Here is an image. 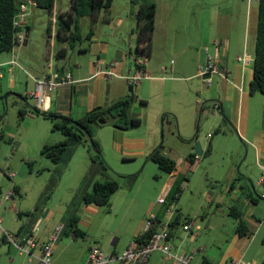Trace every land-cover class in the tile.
<instances>
[{
    "label": "crops",
    "instance_id": "crops-1",
    "mask_svg": "<svg viewBox=\"0 0 264 264\" xmlns=\"http://www.w3.org/2000/svg\"><path fill=\"white\" fill-rule=\"evenodd\" d=\"M258 6L259 2H252L250 0L187 1V7L189 9L192 8L191 16L193 23L199 29L200 35L176 49L175 54H177L176 56L179 60L175 62L172 59L169 64H167L168 62L166 60H162L154 64V55L156 53V47L158 46L156 43H160L157 42L162 38L159 35L165 32V30H161L158 34L157 32L154 33L150 59L143 55L138 56V59L148 60L144 66L147 79L143 80L150 81L153 92L156 90L157 84L159 86L164 85V83H182L187 85L190 81H197L198 77H200L199 71L201 68L206 67L208 58H212L215 61L220 71L218 74H213L212 77L215 78L214 80L212 79L211 86H206V83L203 81L207 91H204L203 95L195 93L197 95H195L194 104L198 112L197 105L200 104V100H206L220 112L219 117H216L215 121L218 120L220 122L221 125L219 128L224 133L225 141L227 143H233V146L229 147L220 137L214 138L211 133L207 135V140L198 138L197 142L201 145L202 156L206 155L209 146L212 150L211 153L215 149L223 146L224 150L233 157H236L237 160L230 167L224 166L221 169L223 175H220V177L213 176L216 180H223L226 186L224 191L220 192V196L212 189L205 190L203 195L209 198L211 204L217 205V211L223 209L221 208L222 206L230 205L232 202L241 204L245 210L242 212L243 219L252 235L250 237H240L236 231L235 236L228 242L227 249L222 252L219 260L216 261L212 259L208 246L202 244V248L198 247L200 242L197 244V242H194V239L187 240L183 235V232H185L186 234L191 233L192 236H202L200 219L204 220L205 218L200 216V214L203 206L200 204L195 210L190 207L185 208L180 205L181 199L175 204L176 206H171L168 203L167 205H160L158 203L159 198H167L171 188H176L180 184L179 177L181 174L179 173V169L183 165H190L187 160L189 155L194 154L196 156L194 165L190 166L196 169L199 166L201 156L199 157L194 151L197 142H190L196 133L190 129L179 137L184 142L185 147L178 159L179 163L176 164V170L172 174H169L168 178H164L158 175V173L155 174L157 179L159 178L160 180L157 184L151 186L148 201L140 202V199H144L142 185L148 183L145 177L142 178L141 182L138 181L133 188H122L113 196L112 215L116 216L122 207L123 216L133 221V212L138 211L136 221L134 222L135 225L130 235H126L122 228L132 225L129 220H121L115 232H112V228L105 224L107 217L102 221L101 226H96L101 210L94 205H82L81 196L74 202L73 207L69 209L66 207V211L62 212L63 218L58 223L49 220L50 217L56 219L58 215L51 214L47 216V213L44 214L43 211L36 212L35 210V217H23L21 210H24V201L19 203L15 199V196L17 194L19 195L20 186L12 181L14 177L10 180L13 184L12 189L0 195V218H2L3 227L7 232L13 234L20 242H23L27 238H34L35 246L30 250V254L27 255L21 252L19 253L13 245L3 241L0 245V255H3L7 259L6 264H39L42 250L55 227L60 224H66L67 217L73 214H76L79 218L78 227L86 233L85 239L78 240L71 233L66 235L64 232L56 248H54L53 264H86L89 250L93 246L91 245L92 240L101 242L100 248L106 254L121 255L129 248L135 238L144 233L145 222L150 214L156 215V223L159 226H171V224H174L171 231V244L174 247V252L177 254L194 255L192 264H233L234 261L260 264L264 260V244H262L264 237V192L262 193L258 190V188H264L259 182L264 171V93H258L253 96L249 93L250 83L253 79V65L255 60ZM35 9L37 8L31 9L30 17L34 15ZM122 16L123 14L113 11V8H111L110 13H105L104 18L98 22V44L95 45L96 48L92 49L94 45L92 43L91 48L86 47L81 49L82 51L89 52L90 57L87 62L76 60L73 66L70 63H64L66 61L67 51L65 45L62 47L61 50L66 51L62 52L65 57L61 58L62 62L54 64V68L61 75L70 73L75 83L70 86H65L58 92L52 94L43 108H39L34 100V107L44 112L51 111L78 120L94 108L107 107L119 99L129 97L131 92L128 91V86L132 88V93L136 91L139 96L144 98L146 93H144V85H142V82L139 85L131 86L125 79V77L134 74L137 70L136 57L133 56V64L128 62L127 57L129 54H132V51L131 49H125L128 47L126 45L127 38H130L129 47L131 48L130 43H133V41H135L136 47V36L134 33L135 21L127 24L130 27L126 29ZM158 17H160V9L158 11ZM56 19L54 18V23ZM54 26L51 30V36H49V43L52 48L55 46L54 39H57V29ZM27 27H29V21L27 22ZM105 31L110 33L106 35ZM94 37L95 32L93 31L91 40ZM29 38L30 32L28 34L27 45L16 49L10 55L0 54V63H8L15 57H18L20 60V52L23 55L30 45ZM70 47L71 45L69 44ZM170 48L174 47H170L165 43L164 49L169 50ZM191 49H194L197 53L196 58L191 61V64L188 61L180 62L182 57H186L191 52ZM96 54H98L97 58H95ZM50 56L51 54L46 57L52 62ZM240 58L245 60L241 61L239 60ZM24 59L30 66L31 58L24 57ZM41 64L40 72L31 75L34 78L41 77L46 65ZM196 64H198L197 68ZM111 69L118 77L107 80L101 73ZM23 71V68L14 66L11 72L7 71L4 78L0 79V83L5 81L9 88L8 92L13 93V89L16 86L14 75H20ZM168 73L174 74L175 77H167ZM224 74L226 77H224ZM30 79L32 78L30 77ZM32 82L33 89L35 87L33 79ZM135 87L137 88L135 89ZM34 91L29 92L27 96L31 97ZM18 96L16 97L19 99L23 98L20 92ZM141 102L145 103V101ZM193 112L194 106H192L190 111L192 124L194 120ZM202 113L203 111L200 110V114ZM223 115L228 121L224 120ZM205 117L208 119L207 114H205ZM235 136L240 138L239 144L234 141L233 137ZM209 139L213 140L209 142ZM119 140L122 141L123 153L126 159H146V162L150 161L148 156L155 150L154 148L157 144L156 142L152 145L146 139H127L124 134L119 135ZM46 144H49V142ZM240 148H243V151ZM89 171L90 166L85 175V190H91L92 184L99 180L98 176L94 180H90V177L86 179ZM198 171L197 169L195 173ZM123 172L126 173L127 171ZM18 184L20 183L18 182ZM190 184L191 180L189 181V186L187 188L182 187V189L187 191L190 188ZM9 193H12L13 196L11 199H6L5 197ZM196 194L194 190L193 198L196 197ZM251 196L259 201L252 203ZM118 197L120 199L117 201ZM18 203L20 208H17ZM170 206V210L167 209ZM234 208L235 206L229 207L230 217L234 213ZM223 210H227V207ZM66 214L67 217L65 218ZM214 216L213 214L210 218L211 220L207 228L209 231L213 227V225L211 226V222L214 220ZM187 220L189 222L191 221L190 224L194 225V229H197L195 232L194 229L189 233L183 230L184 222ZM36 227L38 231L34 232ZM98 228L100 229L99 231ZM63 236L67 237L68 240L63 241ZM11 246L17 253H12ZM9 253L13 257H8ZM148 264H172V261L165 259L162 253L156 252Z\"/></svg>",
    "mask_w": 264,
    "mask_h": 264
},
{
    "label": "rangeland",
    "instance_id": "rangeland-1",
    "mask_svg": "<svg viewBox=\"0 0 264 264\" xmlns=\"http://www.w3.org/2000/svg\"><path fill=\"white\" fill-rule=\"evenodd\" d=\"M112 1L113 11L123 14L122 19L125 22V28L127 29V27H130L127 26V24L135 21L134 29H136V8L130 4L129 0ZM155 1L157 10L154 33L157 32L158 34L161 30H165V32L159 35L162 38L157 42L160 43H156L158 46L156 47V53L154 55V64L162 60H166L168 62L167 64H169L172 59L177 62L179 59L176 56L177 54H175L176 49L200 35L199 29L193 23V18L191 16L192 8L189 9L187 7V1L192 0ZM70 3L71 0H56L52 15L53 18L43 10L35 9L34 15L28 19L30 45L23 55L20 52L19 64L21 63L20 66L24 71L20 73V75H14L16 86L13 89V93L8 92L9 88L5 81L0 83V195L12 189L13 184L10 181L9 175L14 173L16 176L12 181L20 186L19 195L17 194L15 199L18 200L19 203L24 201V210H21L23 212L22 216L35 217V210L36 212L43 211L44 214L47 213V216L51 214L58 215L56 219L52 217L49 218L50 221H55L56 223L62 220V212L66 211V207H68V209L73 207L75 204L74 202L86 191L85 175L87 174L89 166L91 167L92 165L91 153L87 143L77 148V151L67 165L64 161L55 163L51 159L45 157L42 154L44 146L56 144L65 137L60 131L53 128V121L51 119L33 113L30 110V108L34 107L33 104H35V102L34 99L28 97L27 94L32 90L34 91L35 88L32 89L33 82L30 76L40 72L42 67L41 63H49L50 60L46 57L47 55L51 54L50 59L53 64L62 62L61 58L58 57V52L65 45L67 55L64 63H70V65L73 66L76 60L84 62L89 60V52L82 51L81 49L86 47L89 48L93 45L92 43H94L92 46V49H94L96 48L95 45L98 44V22L92 23L91 20L86 17L82 18L79 22L80 29L84 35L82 42L78 43L75 47L69 48L70 43L68 41L54 39L55 46H53V48L51 47L49 36H51L50 29L52 20L63 13L65 14L66 11H69ZM159 9L160 17H158ZM54 27H56V25ZM90 31L95 32L93 40L87 38ZM109 33L110 32L105 31L106 35ZM126 42L128 47L125 49H131L132 51V54L128 55L127 61L133 64V56H135L136 48L135 41L130 43L131 48L129 47L130 38H127ZM165 43L174 48L165 50ZM190 51L191 52L186 55V57H182L180 62L188 61V63L191 64V61L196 58L197 53L194 49ZM10 54L11 53H6V55ZM97 55L98 54L95 55V58H97ZM24 57L31 58L32 61L29 63L30 66ZM149 57L147 58L150 59ZM197 67L198 64H196V68ZM167 77H175V75L168 73ZM214 78L215 77H212L213 80ZM203 81L202 77H198L197 81H190L187 85L182 83H164V85L159 86V84H157V88L153 92L150 81L142 80V85H144L143 90L144 93H146L144 98L139 96L136 91L130 94L135 96L131 104L130 114L132 117L142 122L141 126L132 128L128 131L117 130L113 127L112 123L108 121L103 125L95 124L92 126V134L94 138L100 142L104 160L110 168L105 174L109 177L116 178L119 175H134L139 173V182H141L144 177L148 181L147 184L142 185L144 199H140V202L148 201L151 186L159 182L160 179H157L155 176L156 173L164 178H168L169 174L162 172L158 165L151 160L146 162V159H126L123 153L122 141L119 140V135L124 134L127 139H146L149 143H152V145L157 142L154 149L162 144V154L176 161V164L179 163L178 159L185 147L184 142L179 137L190 129L197 133L198 126L200 139L204 138V140H207V135L211 133L214 138L220 137L222 141L226 142L224 133H222L219 128L221 125L220 122H218V120L215 121V118L219 117L220 112H218L211 103H206L203 113L200 114L202 105L207 102L206 100H200V104L197 105L198 112L196 111L194 101L195 95L197 94L195 93L203 95L204 91H207ZM136 88L137 87H135V89ZM127 89L130 91L129 86ZM19 92L21 96L26 99L17 98L16 96L19 95ZM141 101H145V103ZM192 106H194L193 124L190 117ZM20 110L25 111L23 116H21ZM205 114L208 115V119H206ZM233 138L234 141L239 144L240 138L238 136ZM213 139H209L208 141L211 142ZM48 142L49 144H46ZM226 144L229 147L233 146V143L226 142ZM240 149L243 151V148ZM236 160V157H233L221 146V148L215 149L211 154L201 156V161L197 168L199 171L197 173H195L197 169L194 167L192 168L188 164L183 165L179 169V173L181 174L179 177V185H181V188H187L191 180L190 191L189 189L187 191L182 189L180 205L195 210L201 204L203 209L200 216L205 218L204 220L200 219L202 227L201 237L192 236L191 233L186 234L185 232H183V235L187 240L194 239V242H197V244L200 242L198 247H201L202 244L208 246L212 259L216 261L219 260L222 252L227 249L229 245L228 242L235 236L238 227V221L235 217L229 216V207L235 206L241 213L245 210L241 204L232 202L230 205L221 207L223 209L227 207V210L221 209L217 211V205L211 204L209 198L203 195V192L207 189H212L220 196V192L224 191L226 186L223 180H216L213 176L220 177V175H223L221 169L224 166L230 167ZM123 171L127 172L124 173ZM102 178L98 176L99 180ZM18 182L20 184H18ZM194 190L197 193L195 198H193ZM258 190L262 193L264 192V188H258ZM119 199L120 197L117 198V201ZM19 203L17 208H20ZM98 208L101 210V213L98 216L96 226H101L102 221L107 217L105 224L112 228V232H115L119 222L125 219L131 221L132 225L122 228L126 235L132 233L138 211L133 212L134 217L132 221L130 218L123 216L122 207L116 216L111 214L112 207L110 211H108L106 207ZM213 214L215 215L214 220L211 222V226L213 225V227L209 231L207 228ZM66 217L67 214L65 218ZM67 218H69V216ZM99 230L98 228V231ZM196 230L195 228L194 232ZM62 238L63 241L68 240L65 236ZM84 239L85 238H78V240ZM263 239L262 244H264ZM95 241L97 240L91 241L92 247L100 248L101 242L97 241V243H95ZM11 250L13 251L12 253H17L12 246ZM18 252L20 253L19 250ZM8 257H13V255L9 253ZM163 257L166 259V256L163 255ZM6 260L7 259L4 258L3 255H0V264H6ZM52 261L53 255L51 257V263Z\"/></svg>",
    "mask_w": 264,
    "mask_h": 264
},
{
    "label": "trees",
    "instance_id": "trees-1",
    "mask_svg": "<svg viewBox=\"0 0 264 264\" xmlns=\"http://www.w3.org/2000/svg\"><path fill=\"white\" fill-rule=\"evenodd\" d=\"M36 4L37 9L43 10L46 14L53 18V11L55 8L56 0H32ZM24 0H0V54H6L14 52L16 49V32L13 23L16 15L20 11L21 4ZM112 0H72L71 10L65 14H61L57 19L52 20L51 29L53 25H56L57 39L61 41H68L71 47H75L78 43L83 40V33L80 29L79 22L82 18L88 17L92 23L99 22L105 13H110L112 8ZM130 4L136 8V21L137 27L134 30L136 35V48L135 57L137 70L143 69L144 66H140L138 56L149 57L152 49V43L154 38L155 30V16L157 10V4L155 0H129ZM24 31L27 36L29 34V27H25ZM93 37V31L87 35V38L91 40ZM15 49V50H14ZM18 49V48H17ZM60 50L58 57H65ZM19 60V59H18ZM208 61V60H207ZM207 65V64H206ZM135 72V73H136ZM134 73V74H135ZM213 76V75H212ZM201 77V76H200ZM250 95L258 93H264V0L259 1L258 6V26L255 43V60L253 65V79L249 87ZM135 96L132 94L129 97L119 99L115 103L107 107H98L88 111L81 119L74 120L70 117L57 114L55 112H44L36 107L30 108L33 113L49 118L53 121V128L60 131L64 135V140L59 143L52 145H45L42 154L51 159L55 163L64 161L67 164L71 161L73 155L77 151V148L82 144H87L91 153L92 165L88 173L87 178L94 180L96 176H100L102 179L95 181L92 184L90 191H85L81 195L82 205H94L97 207H106L110 211L112 207L113 196L122 188H133L138 180L139 173L134 175H119L116 178L109 177L105 174L110 168L105 162L100 142L94 138L92 134V126L95 124L103 125L106 122H111L113 127L120 131H128L132 128L139 127L142 122L131 116V104ZM23 99H26L23 97ZM206 103L202 105V111H204ZM25 111L20 110L21 116ZM225 121L228 119L223 115ZM102 121V122H100ZM199 130V127H198ZM197 133L190 142H197L199 138V132ZM221 131V129H220ZM163 145L161 144L155 149L149 156L148 159L156 163L159 169L166 173L172 174L176 170V161L162 154ZM211 147H209L206 155L211 154ZM195 155H189L187 160L191 166L195 163ZM182 193L181 185L176 188H171L165 205H175L178 203ZM259 200L252 198L251 202L257 203ZM167 207V209L171 208ZM176 206V205H175ZM177 209V207H175ZM78 211V210H77ZM232 216L238 221L237 234L240 237H250L252 234L249 231L244 219L243 213L239 212L237 208H234ZM179 219V218H178ZM177 219V222H178ZM188 221V220H187ZM185 221V225L191 223V221ZM79 218L73 214L70 216L64 224V232L66 235L70 233L76 238H85L86 233L81 231L78 227ZM174 224L169 226L170 236L172 227ZM161 226L156 222L151 232L146 235L138 236L135 241L146 243L148 236L153 232L159 231ZM63 232V235H64ZM264 243V239H263ZM264 264V260L260 263Z\"/></svg>",
    "mask_w": 264,
    "mask_h": 264
},
{
    "label": "built area",
    "instance_id": "built-area-1",
    "mask_svg": "<svg viewBox=\"0 0 264 264\" xmlns=\"http://www.w3.org/2000/svg\"><path fill=\"white\" fill-rule=\"evenodd\" d=\"M20 6V11L14 19L13 26L17 30L16 32V47L21 48L25 45L27 34L24 28L27 26L29 17L31 16V9L36 8V4L32 0H24ZM252 2H259L260 0H250ZM14 49V50H15ZM239 60H245L240 58ZM147 59H138L137 63L140 66H145ZM173 63V62H172ZM14 66L22 67L19 64L18 57L13 58L8 63H0V79H3L7 71L11 72ZM220 69L216 66L215 61L212 58H208L207 65L200 69V76L204 78L207 74H210V78L204 79L206 86H211L212 75L218 74ZM107 80L113 77H118V75L111 69L101 73ZM35 83V91L32 93L31 97L36 101V105L39 108L45 107V104L50 99V96L58 92L61 88L65 86H70L75 83L73 77L70 73L61 75L54 68V64L49 61L45 65L42 75L40 78H34L30 76ZM224 77L225 74H224ZM131 86H136L141 83L143 79H147V74L145 70L140 69L135 74L128 75L125 77ZM15 177V174L11 173L9 175L10 180ZM260 184L264 186V171L259 180ZM12 193L6 195V199L12 198ZM166 197H161L158 200L160 205H165ZM170 210V209H169ZM169 212V211H168ZM156 215H148L145 222V231L143 235L149 234L156 222ZM194 228L193 224H186L183 226V230L186 232H191ZM199 229V228H198ZM36 227L34 232H37ZM64 232V224H60L55 227L53 233L50 235L47 244L42 250V254L39 258V264H52L51 257L54 252L58 241ZM143 235L141 238H143ZM146 243H141L138 241H133L129 248L125 250L121 255L106 254L99 247H92L88 254V259L86 264H148L151 257L156 253L160 252L166 259L172 261V264H192L194 255L177 254L174 252V247L171 244V236L169 225H162L159 231L153 232L148 236ZM3 241L8 242L18 249L21 253L30 254V250L35 246L34 238L24 239L20 242L13 234L7 232L3 227L2 218H0V245ZM233 264H249L244 261H234Z\"/></svg>",
    "mask_w": 264,
    "mask_h": 264
},
{
    "label": "water",
    "instance_id": "water-1",
    "mask_svg": "<svg viewBox=\"0 0 264 264\" xmlns=\"http://www.w3.org/2000/svg\"><path fill=\"white\" fill-rule=\"evenodd\" d=\"M27 43H28V36H27V38H26L25 45H27ZM210 77H211V75H210V74H207L203 79L210 78ZM129 89H130V92H132V88L130 87ZM100 122H102V121H100ZM102 124H104V122H102ZM194 151H195V153H196L199 157L203 155L202 148H201V145H200L199 142H197V143L195 144V149H194Z\"/></svg>",
    "mask_w": 264,
    "mask_h": 264
}]
</instances>
